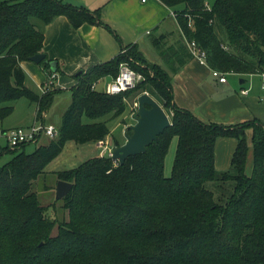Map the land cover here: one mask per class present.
Segmentation results:
<instances>
[{"label": "trees", "instance_id": "16d2710c", "mask_svg": "<svg viewBox=\"0 0 264 264\" xmlns=\"http://www.w3.org/2000/svg\"><path fill=\"white\" fill-rule=\"evenodd\" d=\"M159 1L174 10L183 37L168 48L155 40L167 67L148 63L134 46L125 47L75 76L58 135L47 146L27 153L29 142L0 151L11 156L0 164V264H264V125L257 119L229 126L203 122L175 105L172 89L174 74L193 58L186 42L205 52L212 70L263 74L264 0H214L208 6L203 0ZM58 16L73 28L100 24L98 10L62 0H0V124L20 99L35 104V121L44 123L60 91L53 84L41 94L27 88L20 64L42 53L38 27ZM121 63L141 76L135 87L116 95L95 88L105 78L114 80ZM40 66L49 78L60 72L46 59ZM149 91L170 126L145 153L123 165L95 156L56 172L71 190L60 200L67 219L50 220L49 207L32 190L34 181L67 142L104 141L110 136L107 121L126 111L127 99ZM125 133L131 134L129 127ZM219 138L236 141L229 170L220 173L215 170ZM173 139L167 177L164 160ZM214 181L233 184L226 199L216 201L206 188Z\"/></svg>", "mask_w": 264, "mask_h": 264}, {"label": "crops", "instance_id": "0c3cea01", "mask_svg": "<svg viewBox=\"0 0 264 264\" xmlns=\"http://www.w3.org/2000/svg\"><path fill=\"white\" fill-rule=\"evenodd\" d=\"M62 1L91 11L98 10L100 24H83L73 28L66 17L58 16L46 25H39L43 34L42 53L47 61H55L60 71L53 74L55 79L51 82L53 89L60 91L58 94L70 91L76 84L75 76L79 71L109 61L127 46H134L144 56L143 48L151 44L156 47L155 40L160 41L162 47L168 48L183 39L174 10L159 0H146L144 3L141 0ZM40 63L23 61L20 64L25 75V86L37 94L47 91L51 86L47 85L49 77ZM154 64L161 66L159 62ZM239 78L242 79H237L235 84L230 79L227 84L219 83L212 78L207 65L191 58L173 76L174 103L206 123L229 126L257 119L264 125V103L259 101V97H264V91L260 89V82H249L247 79L250 76ZM249 87L247 95L239 93L240 88ZM27 102L23 106H30ZM35 112L36 107L32 124L38 122L35 121ZM4 121L0 124L2 128L12 127L4 126ZM246 135L249 140L251 131L248 130ZM232 140L222 141L225 144L223 154L226 159L230 157V160L236 146L235 139ZM106 148L94 143V151H98L96 156H104Z\"/></svg>", "mask_w": 264, "mask_h": 264}, {"label": "rangeland", "instance_id": "374dc122", "mask_svg": "<svg viewBox=\"0 0 264 264\" xmlns=\"http://www.w3.org/2000/svg\"><path fill=\"white\" fill-rule=\"evenodd\" d=\"M203 1L208 6L214 0H203ZM151 45H149V47H145L146 49L143 48V54L145 56L143 57L150 64L159 62V64H161L162 67H167L163 60L164 58L162 56L161 47L157 48L153 44ZM122 66L129 67L125 63H121L120 67ZM239 77L235 75H229L228 80L229 79L232 80V83L235 84L237 79H242ZM247 80H249L251 83H254V84L260 82V78L256 76L250 77ZM109 83H111V81L108 78L104 80L102 83L97 84L96 87L97 89L102 90ZM147 94L149 95L151 94V92L149 91ZM135 101H137V98L127 99L126 100L127 102L126 111L121 116L107 121V127L110 130L111 137L110 139L103 141L105 143V146H107L106 151L104 152V156L106 155L110 157L108 153L112 152L113 148L119 147L124 144L125 142L124 131L130 125L135 124L134 118L136 115V110L134 109V106H133ZM25 102H27L25 99H20L11 104L14 106V111L9 117L5 119L4 126H12V127L21 126L23 128L31 126V124L34 122V108L36 106L35 104L29 103V102L27 103L30 106H23V103ZM69 102H70V91L69 90L62 91L60 94L55 95L53 104L51 105L48 111V114L46 115V121L44 122V124L45 125L51 124V125H54L56 128H58L61 123V119H60L61 115L66 110ZM86 122H88V120H86ZM230 140L232 142L234 141L232 139ZM230 140L219 138L216 141L215 170L219 173L229 170L230 157L229 159L225 158L223 154L225 144L222 141H230ZM50 142H51L50 139L42 136L41 139H39L37 142L26 147L25 151L27 153L32 152L35 147H38L40 145L47 146ZM176 143H177L176 139H173L171 141L167 155L164 160L163 173L167 177L171 173L172 163L174 160V153L176 149ZM248 144L250 147L251 146L250 139L248 140ZM97 154H98V151L97 152L94 151V143L76 144L74 142H67L63 150L61 151V153L46 166L45 173L39 176V178L36 181H34L32 185L33 186L32 190L38 196L41 204L49 207V209L47 210V217L50 220L54 219L55 221H64L67 219V212L61 209L62 201L56 200V196H55V189H56V185L58 182L57 177H56V172L75 168L80 163L84 162L85 160L89 158L96 156ZM10 157L11 156L9 154V151L6 152L4 155L0 156V164H3L6 161H8ZM251 169H252V156L250 153L247 157V163H246V168H245V172L247 175L251 174ZM205 186L208 190L214 193V199L218 201V200H224L228 197V195L232 191L233 184L230 182L222 183L219 181H214V182L207 183ZM54 233H56V227H54L53 229V234Z\"/></svg>", "mask_w": 264, "mask_h": 264}, {"label": "water", "instance_id": "95a60500", "mask_svg": "<svg viewBox=\"0 0 264 264\" xmlns=\"http://www.w3.org/2000/svg\"><path fill=\"white\" fill-rule=\"evenodd\" d=\"M45 59L44 53L31 56L28 60L39 64ZM51 70H56L57 63L49 62ZM81 71L77 73L79 75ZM76 75V76H77ZM135 124L130 125L131 134L124 131L125 142L119 147L113 148L111 159L123 165L128 157L136 156L146 152L148 146L156 142L158 137L170 126V120L164 109L147 93L137 98V112ZM71 190V184L58 181L55 189L56 200H62Z\"/></svg>", "mask_w": 264, "mask_h": 264}, {"label": "built area", "instance_id": "2783aa9c", "mask_svg": "<svg viewBox=\"0 0 264 264\" xmlns=\"http://www.w3.org/2000/svg\"><path fill=\"white\" fill-rule=\"evenodd\" d=\"M146 0H141L144 3ZM190 26V24H189ZM186 46L192 55L193 58L198 59L202 64L206 65V55L205 52L200 49L194 42H186ZM210 75L212 78L217 80L219 83L227 84L229 75H234L233 73H222L216 70L210 69ZM236 75V74H235ZM258 76L260 81V89L264 91V73L260 75H250V77ZM55 75H51L49 78V83L51 85L52 80ZM141 80V76L131 70L129 67L122 66L120 67L119 75L111 81L108 85L105 86L103 91L110 95L119 94L122 91L131 89L135 87L138 81ZM250 82V81H249ZM250 91L249 88H240L239 93L241 95H247ZM259 101L264 103V97H259ZM134 109L137 111V101L134 102ZM58 135V128L54 125L44 123H34L30 127L23 128L21 126L11 127V128H2L0 126V151L4 148L13 149L20 146L23 143H35L42 136L47 137L48 139H55ZM100 147H104L105 143L103 141L98 142ZM111 155V152L108 153Z\"/></svg>", "mask_w": 264, "mask_h": 264}]
</instances>
